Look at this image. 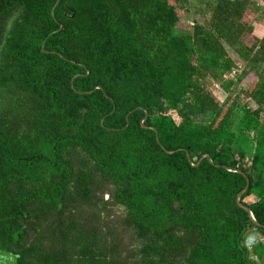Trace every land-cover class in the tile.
Listing matches in <instances>:
<instances>
[{"label": "trees", "instance_id": "16d2710c", "mask_svg": "<svg viewBox=\"0 0 264 264\" xmlns=\"http://www.w3.org/2000/svg\"><path fill=\"white\" fill-rule=\"evenodd\" d=\"M185 1L0 0V262L262 264L245 239L264 244V49L248 0L205 2L206 24ZM248 76L245 102L198 81ZM105 193L135 239L120 263L94 232Z\"/></svg>", "mask_w": 264, "mask_h": 264}, {"label": "rangeland", "instance_id": "374dc122", "mask_svg": "<svg viewBox=\"0 0 264 264\" xmlns=\"http://www.w3.org/2000/svg\"><path fill=\"white\" fill-rule=\"evenodd\" d=\"M212 0H186L184 2V7L187 10H190L189 15L193 16L201 23H207L212 16V7H207L204 10L205 2ZM216 1V0H214ZM247 10L244 14L242 21L246 25H250L253 28L252 34L245 33L244 42L247 45H252L256 42L257 50L254 53V58L256 55L263 51L264 49V0H248L247 2ZM211 9V10H210ZM202 10V12H201ZM182 15V12L180 11ZM180 28L183 30H190L194 26V23L188 20L187 16H183L180 22ZM231 58L235 61L236 68L229 75L230 78L237 80L238 76L244 75L247 71V62H245L241 57L237 54V52L233 51L231 47H227ZM248 76L244 78L242 82H237L236 86H233L230 91H224L217 83L213 80L207 79L206 81L198 78V81L202 87H207L210 93H212L215 97H217L220 101L227 100L229 102H245L247 92L244 91V88L250 86L252 84V78ZM252 102L249 103V105ZM251 106L255 108V105L252 103ZM111 189V187H109ZM261 196L260 192H254L251 197L247 199L248 202L253 201V199H257ZM103 201L107 203V207H105L99 213L98 224H103L101 227H97L94 232L99 236L105 237L108 240L105 246H102V249L108 250L112 253L111 259L113 262L120 263L121 261H127V257L131 254V251L135 247V239L133 238V232L130 228L123 225V218L125 216V210L123 207L119 205H114L110 202V195L108 193L103 194ZM72 215L78 216L79 219H83V216L87 214L88 211L92 210L91 207H86L84 210H78L76 207L70 208ZM75 210V211H74ZM254 232V231H253ZM261 237V236H260ZM261 239H263L261 237ZM253 252L259 257V262L261 261L264 264V244L260 241L256 242L253 246ZM258 259V258H257ZM12 259H10L11 261ZM9 261V262H10ZM0 264H9L8 261L0 262Z\"/></svg>", "mask_w": 264, "mask_h": 264}, {"label": "water", "instance_id": "95a60500", "mask_svg": "<svg viewBox=\"0 0 264 264\" xmlns=\"http://www.w3.org/2000/svg\"><path fill=\"white\" fill-rule=\"evenodd\" d=\"M59 1H60V0H57L55 6L59 3ZM55 6L53 7V10H54ZM52 14H53V11H52ZM61 28H62V26H61ZM146 116H147V114H146ZM157 139H158V137H157ZM158 140H159V139H158ZM204 157L209 158V155L206 154V155H204ZM189 159H190V158H189ZM248 188H249V180L247 179V185H246L245 188H244V189L238 194L237 202H238V205H239L240 207L244 208V209L249 213V215H250L251 220L253 221V223H255V224L258 225L257 221H256L255 218H254V215H253L251 209H250L248 206H246V205H244V204H242V203L240 202V198H241V196L246 192V190H247ZM258 241H263V239H261L260 234H259L257 231H254V232H251V233L247 234L246 239H245V245H246L248 248H252V246H253L256 242H258Z\"/></svg>", "mask_w": 264, "mask_h": 264}, {"label": "bare ground", "instance_id": "6f19581e", "mask_svg": "<svg viewBox=\"0 0 264 264\" xmlns=\"http://www.w3.org/2000/svg\"><path fill=\"white\" fill-rule=\"evenodd\" d=\"M261 237H262V235H261ZM261 242V241H260ZM252 251V250H251ZM254 254V253H253Z\"/></svg>", "mask_w": 264, "mask_h": 264}]
</instances>
